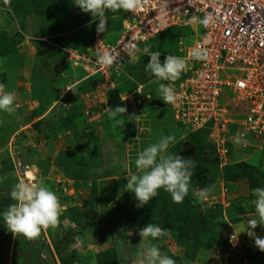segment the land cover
Wrapping results in <instances>:
<instances>
[{"label":"rangeland","instance_id":"rangeland-1","mask_svg":"<svg viewBox=\"0 0 264 264\" xmlns=\"http://www.w3.org/2000/svg\"><path fill=\"white\" fill-rule=\"evenodd\" d=\"M7 1L0 0V33H7L11 52L6 56L0 53V84L4 85L3 91L14 94L16 101L13 113H0V149H5L0 162V177H4L0 183V212L15 202L10 197L11 188L17 182L9 158L11 142L17 144L22 159L39 167L42 175L47 171L46 175L54 183L57 180L70 183L68 191L75 183L77 188L74 187L73 196L69 192L56 193L62 205L58 224L42 229L36 238L14 235L0 219V264H63L62 256H66L70 264H103L106 258L113 264H138V252L151 244H158L162 253L172 257L176 264H251L243 249L232 250L227 246L228 240L212 249L201 247L195 258L185 260V246L171 234L154 242L151 238L141 239L139 229L152 222L139 211H128L137 201L133 193L125 190L127 174L137 171L138 152L161 135L173 134L176 142L170 146L169 153L174 154L180 148L183 157L191 159L188 155L196 153L185 135L189 128L177 123L170 104L158 98L159 83L167 81H157L145 72L148 77L146 90L152 94L149 117L137 118L127 105L126 124L122 126L120 120L119 123L107 115L113 96L109 95L107 83L101 82L103 78L94 76V85L90 82V88L82 86L83 69L73 67L64 56L63 49L72 43L69 33L73 28L64 24L63 30H58L52 13L36 12L31 0L22 2L21 15L9 8ZM121 13L114 15L116 22L120 21ZM95 28V23H85L74 30L79 31L81 40L85 41L97 33ZM111 32L116 39L120 31ZM180 33L187 36L185 47L191 46L193 34L189 30L178 32L175 29L173 34L152 38L143 49L149 48V56L153 51L178 55ZM60 34L65 36L62 37L64 44L51 37ZM229 67L221 72L222 78L237 72ZM141 70V63L131 66L113 75L114 81L123 90L134 89L141 83ZM75 80L80 82L76 86ZM123 93L125 91L121 97ZM120 101L123 102L122 98ZM42 105L45 106L41 114L25 123V119ZM71 106L83 114L76 115L75 122L66 128L61 108L68 110ZM130 116L133 117L128 118ZM234 152L239 159L249 161L264 173V154L260 152V156L259 150L239 146L234 147ZM200 165L203 169L211 166L197 161L196 166L200 168ZM47 179L42 180L49 185L51 182ZM207 179L205 175L196 178L198 184L192 188L194 202L201 205L204 214L215 207L218 209V205H222V211L227 209L226 219L230 222L221 227L226 239L229 232H236L242 241L250 238L245 231L248 221L255 218V210L251 203L253 190L247 180H228L230 192L224 195L221 178L217 177L207 188L206 200L200 201L197 193L204 189ZM93 187L95 195L91 192ZM125 193H130L133 200L123 213L117 207ZM228 196L233 201L232 208L222 201ZM83 212L88 214L82 217ZM222 221L225 220L221 218ZM254 231L264 232V226L257 225Z\"/></svg>","mask_w":264,"mask_h":264},{"label":"built area","instance_id":"built-area-1","mask_svg":"<svg viewBox=\"0 0 264 264\" xmlns=\"http://www.w3.org/2000/svg\"><path fill=\"white\" fill-rule=\"evenodd\" d=\"M206 14L213 17L207 27L199 22ZM170 29L189 30L194 39L191 46L185 47L187 36L178 35L181 47L176 56L186 59L189 70L166 83L179 97L170 104L174 120L189 131L210 130L209 139L215 145L221 168L232 162L234 147L252 146L264 154V0H144L142 10L123 12L122 28L114 41L96 33L85 50L72 46L64 50L69 63L81 67L85 78L101 75L107 87L114 88L113 75L121 74L125 65L136 63L147 54L143 46ZM132 45L140 49L135 56L130 51ZM104 50L117 53L118 62L108 67L99 65L97 52ZM227 66L237 72L222 78L221 72ZM121 98L132 106L137 118L149 117L152 94L146 90V83H139ZM238 137L240 144L236 143ZM4 150L0 149V161ZM8 151L18 180L48 178L55 193L74 195L76 183L68 191L70 183H54L42 175L39 167L22 159L15 142L9 144ZM221 185L223 194L228 195L229 185L223 179ZM222 201L230 204L227 197ZM239 239L236 232L228 233L232 250L242 251Z\"/></svg>","mask_w":264,"mask_h":264},{"label":"clouds","instance_id":"clouds-1","mask_svg":"<svg viewBox=\"0 0 264 264\" xmlns=\"http://www.w3.org/2000/svg\"><path fill=\"white\" fill-rule=\"evenodd\" d=\"M73 3L82 12L91 15L92 19L89 21V25L95 23V30L100 34L108 30L107 11L138 12L143 8L144 0H73ZM199 22L207 27L213 23V17L211 14H206ZM130 51L135 56L140 49L136 45H132ZM148 51V47L143 49L144 53H148ZM161 55L159 51L151 52L150 59L145 64V71L154 76L157 81H175L183 72L189 70L186 59L167 54L162 62ZM96 62L105 67L112 66L118 62V54L108 50L99 51ZM3 88L4 85L0 84V113H13L16 97L10 91H3ZM158 92V98L166 104H175L179 98L178 93L170 84L159 83ZM106 111L110 118L119 119L128 112V109L126 106L116 105L114 108L108 107ZM175 142L176 137L173 134L161 135L156 142L148 144L138 152L135 159L137 171L127 174L125 185V190L133 193L138 201L137 207L148 204L152 198L158 195L160 189L169 193L175 203L183 202L188 195L193 160L184 158L177 152L169 153L170 146ZM236 143H241L239 137ZM3 179L4 177H0V183L3 182ZM208 191L207 188H204L197 193L200 201L206 200ZM253 195L254 199L251 203L254 206L255 218L248 221V228L245 232L253 238L255 246L260 251H264V236L258 235L254 231L257 225L264 226V187L255 188ZM10 197L15 202L0 212V219H2L3 225H6V229L14 235L23 234L25 237L33 239L40 235L42 229L55 227L58 224L62 207L60 199L42 179L34 178L33 182H28L23 178L19 179L12 186ZM169 232L170 229L149 223L140 228L138 234L144 240L148 238L159 240L161 237L167 236ZM138 257V264H176L172 257L162 253L158 244L142 248L138 252Z\"/></svg>","mask_w":264,"mask_h":264},{"label":"trees","instance_id":"trees-1","mask_svg":"<svg viewBox=\"0 0 264 264\" xmlns=\"http://www.w3.org/2000/svg\"><path fill=\"white\" fill-rule=\"evenodd\" d=\"M26 0H8L7 6L14 10L15 13L18 15L22 14L24 11L22 9V2ZM30 2L34 3V6L36 8V12L38 13H52L55 20L57 21V29L62 31L64 24L71 28V32L69 33L71 38V46L75 48H79L80 50H85L87 44L89 43L90 39H87L85 41H82L80 38V32L74 30V28L79 27L85 23H89V21L92 19L91 15L89 13L82 12L78 7H76L73 3V0H31ZM123 10H119L116 12H113L111 10L106 12V15L109 18V25L108 30L105 32V38L106 39H115L114 35H112L111 31H120L122 28V12ZM121 13V19L120 21L116 22L114 19V15ZM178 32L181 29H176ZM173 31L175 29H170L166 32H163L159 35L163 36L165 34H173ZM55 41L58 40L62 44H64V38L65 36L54 35L51 36ZM157 37V36H156ZM57 42V41H56ZM11 47L7 40V33L1 32L0 33V53L2 56H6L8 52H11ZM64 50V49H63ZM64 56L66 57L65 51H63ZM172 54L170 52L162 53L160 59L163 62L165 55ZM150 56L147 54H142L141 58L136 63H129L125 65L124 71L134 65H137L139 63L142 64V70L140 74V81L142 83H146L148 81V77H145V64L149 61ZM68 64V63H67ZM93 76H89L85 78V74L83 77H81L83 80L81 81V85L90 88L93 82ZM101 76V75H98ZM103 78V76H101ZM74 82L76 86L80 82L75 80ZM92 84H91V83ZM101 82H105L104 78ZM73 86V87H74ZM137 87V86H136ZM135 87V88H136ZM117 88L122 91L121 85H116L114 88H110L109 95L113 96V98L110 101V106L115 107L116 105L126 106V103H123L121 100V93L122 92H131L134 89L130 90H123L121 93ZM70 101V99H66ZM151 100V99H150ZM150 100L148 101V104H150ZM42 105L39 109H36L31 115H29L25 119V123H28L32 120L33 117L38 116L41 114L43 110ZM132 108L131 105L128 104V109ZM64 117L63 120L65 122L66 128L72 125L71 123L75 122L74 117L82 116L83 112L78 111L76 112V108L74 106H71L68 110H65L61 108ZM114 121H117L124 126L126 124V114L124 116H121L119 119H113ZM120 120V121H119ZM209 132L210 130L208 128H201L194 131L187 132V139L189 141V144L193 146V150L196 151V153H191L188 156H192L193 165L191 168L192 171V178H191V184L189 187V193L181 203H175L173 202L171 196L169 193L164 191L163 189L158 190V195L154 198H152L148 204L144 205L143 207H137L136 204H132V196L130 193L123 194L120 198H122L121 203L117 207L119 210H121L123 213L127 210L128 205L132 207V209L128 211H139L143 214V217L148 218L151 220L152 223L159 225L162 228L170 229L169 234L173 235L174 238H176L180 244H183L185 246V250L183 252V259L185 260H192L195 258V255L198 253L199 249L201 247L205 249H212L216 245H222L225 244L226 238L221 233V227L223 223L227 224L230 222L226 219L227 216V209L222 211V205H218V209L213 208L209 211L208 214H204L202 211V207L199 203L194 202V196L192 192V188L195 187V185L198 184L196 181V178L199 177V175H205L208 177L205 184H203L204 188H208L210 184L212 185L216 178L219 177L228 184V180L238 181L241 179H246L249 183V186L254 190L257 187H264V173L261 172L255 165L250 163L249 161H245L243 159H239L236 152H234L231 149V159L232 162L224 167H220L219 165V156L216 151L215 145L211 142L209 139ZM209 141V142H208ZM180 149V148H179ZM178 148L176 149V152L183 157L180 150ZM260 153V152H258ZM260 156L261 153H260ZM186 158V156H185ZM195 160V161H194ZM200 161L203 164H210L211 166L203 169V165H200V168L196 166V162ZM47 171L45 172L44 176H47ZM17 180V179H16ZM18 181V180H17ZM200 183V182H199ZM230 186V185H229ZM91 192L93 194H96L95 187L92 188ZM228 200L230 201V205L228 208L233 207V201L228 196ZM226 213V214H225ZM88 213L83 212L82 217L87 215ZM223 219L225 221L220 222V219ZM236 223V221H235ZM220 227V228H219ZM258 235L264 236V232L257 233ZM153 242L155 240H152ZM229 247V245L227 244ZM227 247V248H228ZM242 249L243 254L245 258H247L251 264H264V251H260L254 244L253 238H246L242 241ZM107 252V251H106ZM117 260V259H116ZM108 260L107 258L105 261H103V264H107ZM115 261V260H114ZM118 262V261H115ZM62 263L63 264H70L69 260L66 256H62ZM113 264V261L110 262V264ZM98 264V263H97Z\"/></svg>","mask_w":264,"mask_h":264},{"label":"bare ground","instance_id":"bare-ground-1","mask_svg":"<svg viewBox=\"0 0 264 264\" xmlns=\"http://www.w3.org/2000/svg\"><path fill=\"white\" fill-rule=\"evenodd\" d=\"M28 174H29V175L31 174L30 176H32V175H33V174H32V172H29Z\"/></svg>","mask_w":264,"mask_h":264}]
</instances>
